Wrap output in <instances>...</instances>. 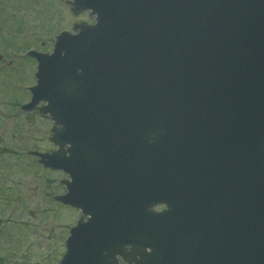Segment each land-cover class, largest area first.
Segmentation results:
<instances>
[{
  "label": "water",
  "instance_id": "obj_1",
  "mask_svg": "<svg viewBox=\"0 0 264 264\" xmlns=\"http://www.w3.org/2000/svg\"><path fill=\"white\" fill-rule=\"evenodd\" d=\"M72 6L97 24L29 53L24 107L55 123L31 154L70 177L56 200L89 217L60 264H264V0Z\"/></svg>",
  "mask_w": 264,
  "mask_h": 264
},
{
  "label": "rangeland",
  "instance_id": "obj_2",
  "mask_svg": "<svg viewBox=\"0 0 264 264\" xmlns=\"http://www.w3.org/2000/svg\"><path fill=\"white\" fill-rule=\"evenodd\" d=\"M71 1L0 0V55L4 56V68L13 61L15 73L26 76L24 80L11 74L10 92L5 90L7 75L0 78V264H59L66 253L70 230L82 217L79 211L53 199L65 193L60 181L67 177L44 169L28 155L29 151L57 149L50 140L53 122L39 112L18 116L19 109L16 117L2 118L9 100L27 103L31 99L26 87L36 85L37 62L26 58L27 51L52 53L55 36L60 32L70 31L78 23L94 24L90 13L73 14Z\"/></svg>",
  "mask_w": 264,
  "mask_h": 264
},
{
  "label": "flooded vegetation",
  "instance_id": "obj_3",
  "mask_svg": "<svg viewBox=\"0 0 264 264\" xmlns=\"http://www.w3.org/2000/svg\"><path fill=\"white\" fill-rule=\"evenodd\" d=\"M2 62H3V60L2 61H0V65H2ZM13 61H10L9 62V64L7 65V67H6V69L3 67H0V78H1V76L2 75H4V74H6L7 75V80L8 81H6V83H5V90L7 91V92H10L13 88H12V86H11V82H10V80H9V77H10V75L12 74V75H19L20 77L22 76V77H24L23 79L25 80V73H15V71H14V69H13ZM20 80V79H19ZM21 93V92H20ZM23 93H25V92H23ZM24 96H25V94H24ZM10 101V100H9ZM8 101V109H7V112H6V114L5 115H2V118L3 119H10L11 118V116H14V117H16V111H17V109H19L20 110V112H19V114L21 115V107H22V103H17V101H16V99H13V101L12 102H9ZM12 109H13V113H11V111H12ZM5 125H7L8 126V123H6ZM5 151H6V153H14L15 154V151L14 150H12V149H5Z\"/></svg>",
  "mask_w": 264,
  "mask_h": 264
}]
</instances>
